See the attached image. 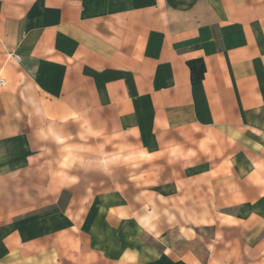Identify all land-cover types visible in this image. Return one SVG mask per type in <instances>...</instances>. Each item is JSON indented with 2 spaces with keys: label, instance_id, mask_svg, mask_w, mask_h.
<instances>
[{
  "label": "crops",
  "instance_id": "crops-1",
  "mask_svg": "<svg viewBox=\"0 0 264 264\" xmlns=\"http://www.w3.org/2000/svg\"><path fill=\"white\" fill-rule=\"evenodd\" d=\"M0 79V264H264V0H0Z\"/></svg>",
  "mask_w": 264,
  "mask_h": 264
},
{
  "label": "rangeland",
  "instance_id": "rangeland-1",
  "mask_svg": "<svg viewBox=\"0 0 264 264\" xmlns=\"http://www.w3.org/2000/svg\"><path fill=\"white\" fill-rule=\"evenodd\" d=\"M136 163H137V162H136ZM136 163H135V164H136ZM212 231H213V228L210 229V230H208L207 234H208V235L212 234ZM200 233H205V232L200 231ZM238 261H239V260H232V261L230 260V262H231L232 264H238ZM241 262H244V261H241ZM246 262H247V264H249L250 262L253 263V262H254V259H249V258H248ZM251 263H250V264H251Z\"/></svg>",
  "mask_w": 264,
  "mask_h": 264
},
{
  "label": "built area",
  "instance_id": "built-area-1",
  "mask_svg": "<svg viewBox=\"0 0 264 264\" xmlns=\"http://www.w3.org/2000/svg\"><path fill=\"white\" fill-rule=\"evenodd\" d=\"M13 58H14L15 60H19V57L16 56V55H13ZM3 84H4V81H3L2 79H0V85H3Z\"/></svg>",
  "mask_w": 264,
  "mask_h": 264
}]
</instances>
